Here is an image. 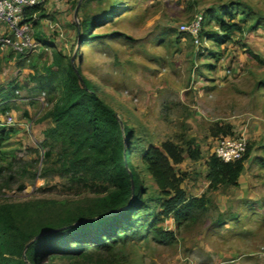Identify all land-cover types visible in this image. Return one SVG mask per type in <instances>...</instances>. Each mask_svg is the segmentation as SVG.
<instances>
[{
	"label": "rangeland",
	"instance_id": "1",
	"mask_svg": "<svg viewBox=\"0 0 264 264\" xmlns=\"http://www.w3.org/2000/svg\"><path fill=\"white\" fill-rule=\"evenodd\" d=\"M220 1L82 0L76 17L79 0H42L37 18L31 16L40 45L27 52L0 47V128L8 132L0 145V264L18 263L14 241L21 230L97 211L115 188L112 178L87 183L71 176L62 167L61 143L52 148L46 139L54 122L45 114L67 100L69 65L81 66L128 131L138 202L104 247L57 239L44 264H256L264 207H249L240 217L232 213L264 195V168L254 162L237 185H211L208 170L217 141L240 134L225 130L224 121L245 123L251 133L259 124L253 93L264 78V0H234L249 18L235 33L238 42L219 44L212 37L196 45L182 23ZM93 19L98 22L91 24ZM204 27L219 25L213 20ZM82 31L92 37L85 43L79 41ZM213 63L250 70L236 78L238 86L219 90L210 86ZM262 136L246 135L247 151L259 147ZM155 147L190 197L169 215L162 213L164 201L174 192L156 180L148 154ZM5 210L16 215L17 224L7 227ZM159 229L172 231V237ZM60 245L66 251H55Z\"/></svg>",
	"mask_w": 264,
	"mask_h": 264
},
{
	"label": "trees",
	"instance_id": "2",
	"mask_svg": "<svg viewBox=\"0 0 264 264\" xmlns=\"http://www.w3.org/2000/svg\"><path fill=\"white\" fill-rule=\"evenodd\" d=\"M39 6L40 4L27 9L29 20L34 19L31 16L39 11ZM240 6L232 0L218 7H209L202 13L204 19L201 39L215 37L219 44L234 40L235 33L243 30V24L249 20L246 10H242ZM238 15H241L239 19ZM213 20L217 22L219 28L204 27V24H209ZM96 22L98 19L87 23L90 25ZM82 34L79 35V41L82 43L87 42V38H92L87 37L84 31ZM219 54L221 53L217 56ZM220 57L219 55L218 58ZM56 62L62 64L63 58L60 54ZM214 65L213 63L211 66ZM69 72L71 80L70 84L67 83L68 96L65 104L58 105L45 114L54 122L46 131V139H51L48 142L52 148L61 143V154L64 156L62 167L66 172L71 171V176L87 183L112 178L115 188L102 201L101 208L97 211L85 213L60 224H38L31 230L18 232L14 241L20 249L17 264H44L47 257L54 252L49 251L48 246L57 239L75 237L76 242L84 239L93 240L95 246L104 247L116 233L113 232V228L120 224V218L134 209L138 202L139 185L129 157L128 131L123 128L121 118L114 108L98 94L96 85L84 75L81 66L69 65ZM7 133L6 129L0 128V145L6 140ZM50 153L48 152L49 156ZM148 154L152 156L154 163L152 169L158 184L163 188L169 187L174 192L164 201L165 208L162 213L169 215L172 211L185 207V202L190 197L186 196L185 190L180 186L181 177L174 172L169 159L157 147L148 151ZM249 154L250 151L246 149L241 158L229 162L223 161L216 154L212 156L208 170L211 185L219 182L237 185L244 168V160ZM193 198L199 200L200 197ZM2 215L4 222L8 224L7 227H11L13 223L17 224L18 218L15 215L14 219L10 210H5ZM159 232L169 237L173 235L172 231L165 229H159ZM103 236L106 238L102 239ZM62 246H56L55 251H66Z\"/></svg>",
	"mask_w": 264,
	"mask_h": 264
},
{
	"label": "built area",
	"instance_id": "3",
	"mask_svg": "<svg viewBox=\"0 0 264 264\" xmlns=\"http://www.w3.org/2000/svg\"><path fill=\"white\" fill-rule=\"evenodd\" d=\"M42 0H0V47H11L19 52H27L40 45L34 36L27 9L38 5ZM37 13H33L36 18ZM203 14L196 13L189 21L182 23L181 29L192 35L196 45H200V33L203 28ZM13 117H8L11 123ZM247 137L244 134L222 136L215 146V154L223 161H235L241 158L247 149Z\"/></svg>",
	"mask_w": 264,
	"mask_h": 264
},
{
	"label": "crops",
	"instance_id": "4",
	"mask_svg": "<svg viewBox=\"0 0 264 264\" xmlns=\"http://www.w3.org/2000/svg\"><path fill=\"white\" fill-rule=\"evenodd\" d=\"M229 1L232 0H221L219 4H217L216 2H214L213 6L214 7H218L221 4H225L228 3ZM241 15H238L237 19H239ZM37 18V16H36ZM236 38L234 40H229V41H233V42H238ZM227 41V42H229ZM225 42V43H227ZM223 57H220L219 60L221 61ZM227 61V59H225ZM247 70H250V66H243L241 64H222V65H214V66H210V68H208V72H213L211 74V78L213 79V81H211L212 83H210L212 88L215 89H219V90H224V88H226L225 86L227 85H231V86H238V81H236V78H240L241 75H243L244 72H246ZM214 74V75H213ZM220 74V75H218ZM253 97L254 100L257 101L256 103L260 104V110H256L257 113H255V116L259 119V124L257 125V129L253 130L251 133L250 131L248 132V128L245 125V123H240L239 121H231L228 120L224 121V126L225 129H231V131L233 132H237L240 134H244L245 136H250V135H255L257 137L258 136H262L264 137V78H260L259 80H257V83L254 87V93H253ZM234 101V100H233ZM257 107V105H256ZM234 116H238V114H234ZM255 137V138H256ZM262 139V138H259ZM259 147H255L253 150L250 151L249 156L244 160V168L240 174L241 175L245 174V171H248V168L251 167L252 165H254L255 163H258V165H260L262 168H264V138L262 139V142L260 141L259 143ZM259 166V167H260ZM258 171H260L259 169L255 171V175L257 176ZM261 173H263V171H261ZM260 173V174H261ZM240 177L238 179V181L240 182ZM248 198H243L244 203L245 200H247ZM263 203V206L259 203ZM245 205V204H244ZM256 206H261L264 207V195H262V193H260L258 195V197H255L254 202L250 201V205L249 206H244L242 208H240L238 211L233 212L232 214L237 215L240 217V215H238V212H243L245 209H250L249 207H254L256 208ZM261 248L264 249V241L261 243L260 245V249H259V253H260V257H258L256 264H264V252H262Z\"/></svg>",
	"mask_w": 264,
	"mask_h": 264
},
{
	"label": "water",
	"instance_id": "5",
	"mask_svg": "<svg viewBox=\"0 0 264 264\" xmlns=\"http://www.w3.org/2000/svg\"><path fill=\"white\" fill-rule=\"evenodd\" d=\"M81 1H82V0H79L77 6H76V8H75V16H76V17H77V15H78V10H79V6H80ZM117 115H118V114H117ZM118 116H119V115H118Z\"/></svg>",
	"mask_w": 264,
	"mask_h": 264
}]
</instances>
